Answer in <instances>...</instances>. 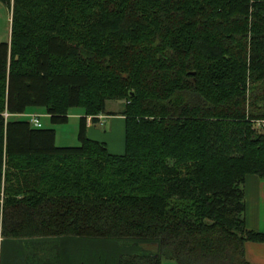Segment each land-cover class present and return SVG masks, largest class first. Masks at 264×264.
<instances>
[{"label":"trees","instance_id":"trees-1","mask_svg":"<svg viewBox=\"0 0 264 264\" xmlns=\"http://www.w3.org/2000/svg\"><path fill=\"white\" fill-rule=\"evenodd\" d=\"M0 1V235L158 242L121 264H253L246 244L264 231L246 225L244 182L264 178V0ZM115 99L120 154L87 134ZM29 107L53 124L80 107V144L16 117Z\"/></svg>","mask_w":264,"mask_h":264},{"label":"crops","instance_id":"crops-1","mask_svg":"<svg viewBox=\"0 0 264 264\" xmlns=\"http://www.w3.org/2000/svg\"><path fill=\"white\" fill-rule=\"evenodd\" d=\"M10 38L11 27L8 40L5 41H10ZM120 112L107 109V114L98 115L97 121H93V118L88 119L87 125L88 136L104 142L109 151L116 154L123 153L125 149V116ZM30 113L39 117L42 114L35 110ZM23 115L16 117L21 118ZM83 115L82 109H72L69 113V121L74 118L79 119L80 122ZM106 123L109 124V130L100 129V126ZM244 189L246 225L249 229L264 231V178L258 175L247 176ZM145 250L151 251V256H156L153 253H157L158 245L152 243L146 246L145 243L131 239L92 238L79 235L33 237L0 235V264H121L122 258L145 255ZM246 254L253 264H264V243L247 242ZM163 264L176 263L164 258Z\"/></svg>","mask_w":264,"mask_h":264},{"label":"rangeland","instance_id":"rangeland-1","mask_svg":"<svg viewBox=\"0 0 264 264\" xmlns=\"http://www.w3.org/2000/svg\"><path fill=\"white\" fill-rule=\"evenodd\" d=\"M12 9V8H11ZM9 9L4 3L0 1V40L5 41L8 40L9 33H10V27H11V16H12V10ZM124 106L123 100H107L106 103V111L104 114H107V109L114 110L116 112L121 111ZM80 107H75L73 110H80ZM32 110L38 111L39 113H42L40 116V121L42 123V127H54L57 132V139L56 144L58 146H76L80 144V141L78 139V132H79V119L72 118L69 122L64 124H53L47 114H45V108L44 107H29L27 112L22 116L24 119H28L26 115L31 114L30 112ZM257 122L255 126L258 128L260 127ZM102 130H109V124L101 125L100 126ZM3 193V190L0 192ZM3 198L0 195V199ZM2 201V199H1ZM141 243H145L146 246H149L152 243H156L158 245L157 253H153L154 255H159L160 253V247L158 242L156 241H138ZM146 257H154L151 256V251L145 250Z\"/></svg>","mask_w":264,"mask_h":264},{"label":"built area","instance_id":"built-area-1","mask_svg":"<svg viewBox=\"0 0 264 264\" xmlns=\"http://www.w3.org/2000/svg\"><path fill=\"white\" fill-rule=\"evenodd\" d=\"M6 116H8L7 113H6ZM27 117H28L30 123L33 126L42 127V123H41L38 115H36V114H28ZM91 118H92V116H90L88 119H91ZM257 122L259 123L258 125L260 126V127H258V129L264 131V119L257 120ZM0 195L3 197L4 194L0 193Z\"/></svg>","mask_w":264,"mask_h":264}]
</instances>
